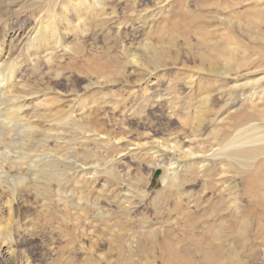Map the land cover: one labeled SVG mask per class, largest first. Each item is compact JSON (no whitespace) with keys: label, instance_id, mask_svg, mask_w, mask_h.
<instances>
[{"label":"rangeland","instance_id":"obj_1","mask_svg":"<svg viewBox=\"0 0 264 264\" xmlns=\"http://www.w3.org/2000/svg\"><path fill=\"white\" fill-rule=\"evenodd\" d=\"M104 1L103 10L97 5L81 21L82 6L76 5L80 0H0V51H19L17 61L23 63L21 71L28 83L50 87L54 96L79 95L87 109L94 104L90 114L101 119L93 124L103 129L105 139V147L99 145L101 149L94 140L86 147L82 138L75 140L73 148H61L59 155L64 162L59 169H72L76 177H70L62 188L52 183L45 196H37L34 176L11 173L13 156L2 155L6 160L0 157V178L4 182L0 185V264H169L164 245H177L179 240V246L195 248L193 239L203 234L202 250L223 252L221 256L212 253V263L198 256L192 264H264V214L251 207L253 214H228L231 208L227 207L224 186L229 182V167L222 166L220 160H211L209 169L199 173L196 166L192 167L190 176L184 166L179 181L171 184L163 181L168 174L165 166H160V176L154 177L159 169L156 163L174 160L171 150L165 148L167 144L178 141L189 145L194 141L192 145L198 149L211 148L214 127L199 129L201 132L193 129L197 90L188 80L199 64L197 54L206 49V44L221 47L230 42L247 53L238 57L243 65L237 74L241 76L239 82L261 81L258 88L248 90L246 96L239 94L234 102L238 106L253 105L264 116V22H248L253 8L264 6V0ZM105 3L108 7L104 11ZM104 12L110 17L106 18ZM230 19L233 25L227 22ZM36 21L44 38L34 49L29 47L28 38ZM147 41L164 45L170 53L169 65L159 68L150 80L135 85L118 81L120 75H115L112 84L88 86L97 80L88 74L89 69L99 65L97 58L119 56L124 47L142 52L140 45ZM66 46L77 52L70 53ZM49 53L57 63H47ZM123 64L119 65L127 74L133 69L142 70ZM130 75V81H134V74ZM225 83L230 86L235 79ZM145 85L148 94L143 90ZM217 87H213V97L220 108L225 97H220ZM165 98L174 102L170 105ZM188 113L187 121L177 117ZM259 121L251 122L262 127L261 117ZM155 141L164 143L160 147L164 150H151ZM144 142L143 149L135 148L134 143ZM96 161L100 164L97 169ZM259 161L264 163L263 158ZM82 162L91 164L88 173L78 169ZM19 175L26 179L21 185ZM253 189L257 192L261 188ZM80 206L86 207L85 212ZM245 218L250 219L251 226L241 234L238 225Z\"/></svg>","mask_w":264,"mask_h":264},{"label":"bare ground","instance_id":"obj_2","mask_svg":"<svg viewBox=\"0 0 264 264\" xmlns=\"http://www.w3.org/2000/svg\"><path fill=\"white\" fill-rule=\"evenodd\" d=\"M109 2H111V0H109ZM101 4L102 0H90V2L88 0H80V2L76 5H81L83 12L81 10L82 13H79L78 20H81L84 14L88 11L94 10L97 5L100 6ZM102 5L101 9L103 10ZM107 7L108 3L105 5L104 11ZM112 9L115 12V8ZM251 13L252 16L250 15L248 20L251 25L264 22V6H260L259 8L256 7L255 9L253 8ZM104 14L106 18L110 15L106 16L107 13L105 12ZM36 22L37 25L31 30L28 38L31 40H29V47L31 46L34 49L39 48L42 39L44 38L43 34H39L38 32V26L41 27V25L38 21ZM227 22L231 25L234 24V20L232 19ZM249 32L251 31L249 30ZM25 42H23V44ZM205 46H207L205 47L206 49H202V51L197 54L198 60L196 59V61H199V64L193 72L189 73L188 80L191 85L195 84L197 90L195 95L196 105L194 106L193 129L201 132L200 130L205 129L207 131L209 128L214 127V139L211 142V146L209 145L211 148L198 149L197 145H192L194 141L189 142V145L178 141L172 145L167 144L166 147H163H165L166 150H171L172 158L174 160L171 159L168 163L167 161L156 163L155 167L158 169L160 166H165V170L168 175L163 176V181L167 182L169 180L172 184L179 181V173L184 166L185 168H188L186 170L188 172L187 174H189L192 167L194 168L195 166L197 167V171L200 173L205 169H209L211 160H220L222 166L229 167L231 169V171H228L231 173L229 182L227 183V181H225L227 184L224 186V194H226L227 199L229 200V205L227 207L231 208V211H229L228 214H253L251 208L255 209L258 214H264V163H260L259 161L260 158L264 159V116L259 115L253 105L240 104L238 106L234 102L239 94L246 96L248 90H255L258 88L259 84L257 83L261 81V78L252 82H239L241 80V76L239 77L237 74H239L238 72L241 70L243 65H241L242 61H240L238 57L247 53L240 51L230 42L221 47L217 45L211 46L210 43ZM19 48L21 47L19 46ZM140 48L142 52L139 53L124 47L122 48L119 56L106 55L97 58L96 60L99 65L93 69H89L88 71V74L90 75L89 77L94 78V76H96L97 80L91 81L88 86H107L108 83L116 81L117 78H115V75H120L117 79L118 81L124 80L127 83H134L135 85L144 84L146 83V79L150 80L153 77L152 74L159 68L169 65L168 58L170 53L166 52L167 48L164 47V45H158L147 41L145 43H141ZM12 49L13 48H11L10 51H0V157L2 155L13 156L14 160H11V173H24L26 176H34V186L35 188H38L36 192L37 196H45L46 189L49 188L52 183L56 182L59 188H62L64 184L69 183L70 177H76L74 176L76 172L73 173L72 169L69 171L59 169V164L64 162L61 155H59L61 153V148H73L75 146V140L78 138H82L86 147L88 146L89 141L91 142L92 140L98 143V147L100 149V146L105 147V139L101 133L103 132V129L95 127V124H93V122L98 123L97 121L101 118H99L98 115L91 116L90 112L91 108L94 107V104L87 109L85 104H82V98H78L79 95L72 97L74 94L69 93L60 97L54 96L51 95L48 90L50 87L44 89L28 83L25 78V73L23 74L21 71L23 63L20 64L17 61L19 51H14ZM65 49L69 50L70 53L72 50L76 51L74 48L71 49L69 46H66ZM150 52H152V54ZM75 58L76 57L73 59ZM47 59V63L49 65H53L56 62L50 53ZM89 59L94 60L95 58L89 57ZM171 61L172 60L170 59V62ZM177 61V59L174 60V64H176ZM120 63H124L123 66H127V64L137 66L138 69L142 70L134 71L133 69V71L127 74L126 70L119 65ZM132 73L135 76L134 81H130V74ZM122 74L125 76H121ZM202 79L203 82L201 81ZM221 79L226 81L235 79V83L227 86L225 83L226 81H219ZM212 80H214V83L211 82ZM153 84L155 83H152L151 85ZM214 86H218L216 91L220 94V97H225V101L223 103L224 105L220 108H217L214 104ZM143 90L147 92L148 85L143 86ZM170 90L171 88H169V91ZM73 91L76 90L73 89ZM146 94H148V92ZM153 94L155 95V93ZM167 95L163 96L168 97ZM108 97L109 95L104 98V100L106 99V102L108 101ZM166 99L169 100L168 103L170 105L174 102H172L171 98H165V100ZM99 102L101 103V101L97 100V103ZM170 105L169 107H171ZM236 105L238 107H235V110H231L233 106ZM172 113L174 114V112ZM177 117H179L182 121H187L189 113L186 114V116L178 115ZM259 117L263 120V128L256 122H251L252 120L259 121ZM209 135L210 132L207 136ZM91 136L93 138H91ZM207 136L205 138H207ZM68 137H71L72 139H68ZM197 137L198 136H196V138ZM192 140L193 139H191V141ZM195 141H197V139ZM215 141L216 144L212 146ZM155 143L157 144H154L153 146L150 145L151 150H164L163 148H160L162 147L161 145H164V143L161 144L160 141H155ZM80 144H83V142L81 141ZM144 144L146 143H134V145H136L135 148L138 150L141 148L143 149L145 147ZM96 150H98V148H96ZM197 153L202 154L197 155ZM93 154L98 155V153L96 154V151H94ZM1 158H3V156ZM3 159L2 162H5ZM98 162L99 161H96L94 164L96 169L100 166ZM80 164L81 165L78 166V169L81 168L88 173L90 168H88V165L91 166V164L89 162H82ZM103 165L104 164H102V166ZM189 175L191 176L192 174ZM24 177L25 176L21 177L20 181L18 180L20 185L23 183V180H26ZM16 178L18 177H15V179ZM0 180V185H2L4 182L2 178H0ZM237 180L239 182L232 184L233 181ZM254 187L261 189L255 192L256 190L253 189ZM59 191L61 192L62 189H59ZM225 201L227 202V200ZM245 202L249 204H246ZM78 203H80L79 205L82 204L80 201ZM196 206L200 208V203L198 202ZM65 208H67V204L65 205ZM79 208H82L84 211L86 207L83 208L80 206ZM189 212L193 213L191 210ZM191 220H194V217H192ZM250 226V219L245 218L241 221L240 225H238V228L240 227L239 229L241 234H245L248 232ZM154 232L155 231L153 229L152 233ZM155 234L156 233H154V235ZM205 237L206 236L203 234L193 239L194 244H196L195 248H184L183 246H179V240L176 241L177 245H170L171 242L164 245L166 250L168 249L166 252L168 263L179 264L185 262L186 264H192L194 261L196 262L198 260V256H200V260L203 259L204 262L212 263V253L221 256L223 251L212 252L209 250H202L201 244L203 243ZM171 241L173 240L171 239ZM233 259H235V257L232 258V260Z\"/></svg>","mask_w":264,"mask_h":264},{"label":"water","instance_id":"obj_3","mask_svg":"<svg viewBox=\"0 0 264 264\" xmlns=\"http://www.w3.org/2000/svg\"><path fill=\"white\" fill-rule=\"evenodd\" d=\"M161 172H162V170L159 168V169L155 172L154 177L158 178V177L160 176Z\"/></svg>","mask_w":264,"mask_h":264}]
</instances>
